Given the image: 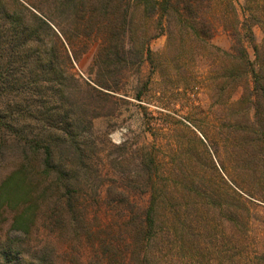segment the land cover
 Here are the masks:
<instances>
[{
    "label": "rangeland",
    "instance_id": "rangeland-1",
    "mask_svg": "<svg viewBox=\"0 0 264 264\" xmlns=\"http://www.w3.org/2000/svg\"><path fill=\"white\" fill-rule=\"evenodd\" d=\"M20 1L60 38L61 44L52 32L44 33L70 77L58 105L63 112L72 110L73 126L70 137L53 128L47 132L25 115L10 134L0 127V140L10 137L0 151V186L17 170L16 144L51 138L54 162L65 168L79 218L92 231L74 234L64 213V186L56 184L54 173L45 175L35 157L31 178L24 186L21 180L23 194L13 198L9 192L10 208L0 201V243L11 235L12 220L31 207L28 235L19 238L31 263L112 264L114 257L115 264H264V148L249 144L244 120L253 114V76L262 88L264 110V0H212L223 5L226 18L231 3L253 36L247 42L240 27L234 40L218 26L210 41L218 54L190 49L182 36L165 33L162 16L150 14L147 5L122 0L127 22H133L125 34L132 56L111 73L104 69L105 54L111 58V52L101 49L104 18L94 16L96 26L85 30L81 0ZM92 9L103 12L99 4ZM240 46L254 65L255 74L241 78L250 81L248 91L244 83L235 88L229 75L236 65L231 55L238 57ZM100 49L104 56L98 58ZM140 51L143 59L136 56ZM105 81L115 92L99 88ZM4 103L0 100V107ZM229 133L237 142L234 153L221 144ZM149 207L156 222L147 236ZM103 240L113 249L112 259H102Z\"/></svg>",
    "mask_w": 264,
    "mask_h": 264
},
{
    "label": "trees",
    "instance_id": "trees-1",
    "mask_svg": "<svg viewBox=\"0 0 264 264\" xmlns=\"http://www.w3.org/2000/svg\"><path fill=\"white\" fill-rule=\"evenodd\" d=\"M121 1L81 0V24L84 21L85 30L95 25L94 16L104 18L105 22H102L101 26H104L105 33L103 34L106 39H104L101 49L107 52L110 51L112 55L111 58H107L108 53L105 54L104 69L108 73H111V68L116 69L128 64V58L132 56L130 46L125 42V34L132 31L133 22H127V12H124L120 7ZM98 4L102 7V14L99 13V9H92ZM136 4L139 6L140 4L147 5L151 10L150 14L155 15L157 13L162 16L165 23V33L169 37L174 34L182 36L187 42L186 46L190 49L214 51L218 54L219 50L214 46H210V41L216 34L218 26H221L234 40H239L238 32L241 27L245 30L243 38L249 43L253 41L250 28H247L244 22H240L231 3L226 5L230 9L228 18L224 15L223 5L221 3L219 5L213 4L212 0H161L158 3H155L154 0H136ZM221 9L223 13H221ZM218 13H221L219 15L222 18L221 20H217L220 19L216 17ZM46 31L52 32L55 39L61 44L59 36L53 32L48 23L29 10L22 1L0 0V100L6 102L1 104L0 107V127L5 129L8 134L17 130L15 125L25 115L38 120L37 122L47 132L53 128V130H60L61 133L69 135L68 129L73 126V122L70 121L72 110L68 109L67 112H63V105H58L65 97L63 90L66 88L65 82L70 77L63 74L60 63H58L56 56L46 42L44 34ZM100 31L101 29L98 33ZM85 32L83 30L86 36ZM114 36H117L118 41L113 44ZM101 49L98 52V58L104 56L100 52ZM145 52L146 57L150 59V52L147 49ZM254 53L256 59H258L259 49L254 48ZM143 54V51H140V53L137 52L136 56L143 59ZM222 55L226 58L229 56L228 53L224 52H222ZM237 55L239 56L236 58L231 55V60L232 62L235 61L236 65L234 70L229 72L230 80L235 88H240L241 84L244 83L243 91L245 89L248 91L246 84L249 85L250 81L247 79L245 83L244 79L241 78L245 74L253 76L255 74L253 71L254 65L251 66L245 47L240 46L237 48ZM248 67L250 71H247ZM99 88L115 92V89L107 81L101 83ZM252 91L253 97L250 99V105L253 114L251 118L244 119L249 126L246 129L248 132L246 139L253 147L258 145L264 148V110L260 105L262 88H260L254 76ZM139 99L140 97L136 98L137 101ZM57 100L58 103H56ZM240 102L242 103V99H240ZM30 103L31 105H29ZM25 104H27V107H22ZM16 105L18 108H14ZM61 137L58 139L64 142ZM9 140L10 137L0 140L1 152L3 146L7 147ZM221 144L223 150L230 153H234V148H237L236 139L230 133L222 139ZM16 146L19 149L18 160L20 162L16 165L17 170H14L6 182L1 184L0 191L3 192H1L0 201L10 208V203H8L9 192L13 198L23 194L21 180L24 186L25 180L28 177L31 178V171L34 167L33 161H35V157H38L44 174L54 173L56 184L63 185L65 188L63 193L64 213L67 214L74 226V234L77 231L81 233L82 230V235H89L92 229L83 219L80 220L79 218L80 206L76 204V199H74L65 168H59L54 162L52 139L32 137L31 139H25L22 144L21 142L16 144ZM74 149L80 156L79 149L76 146H74ZM152 165L153 160L150 159V168ZM262 175L264 176V174ZM260 202L264 204V201ZM54 204L55 206L53 205L49 215L52 219L57 217V209L60 208L61 204L60 198L54 201ZM24 209L17 218L12 220L11 235L6 236V241L0 243V264H47L45 263L46 260H37V263H31L29 259L25 258L28 255L23 252L22 248L25 245L19 241V238L28 235L30 223L28 213L31 207ZM151 209L152 207H149L146 212L147 236L152 234L156 222ZM106 244L107 242L103 240L101 244L104 255L103 260H109L111 258L109 253L113 250ZM112 260V264H115L114 257Z\"/></svg>",
    "mask_w": 264,
    "mask_h": 264
}]
</instances>
